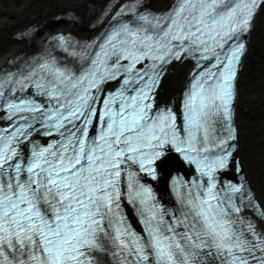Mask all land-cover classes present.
I'll return each instance as SVG.
<instances>
[{"label": "snow or ice", "instance_id": "1", "mask_svg": "<svg viewBox=\"0 0 264 264\" xmlns=\"http://www.w3.org/2000/svg\"><path fill=\"white\" fill-rule=\"evenodd\" d=\"M258 18L264 0H102L15 31L0 264H264V119L257 141L237 108Z\"/></svg>", "mask_w": 264, "mask_h": 264}, {"label": "bare ground", "instance_id": "2", "mask_svg": "<svg viewBox=\"0 0 264 264\" xmlns=\"http://www.w3.org/2000/svg\"><path fill=\"white\" fill-rule=\"evenodd\" d=\"M170 0H149L151 7H165ZM102 0H0V65L13 54L27 51V44L16 39L13 35L24 24L35 21L42 23L46 28L59 27L51 23L54 14L66 4L81 12L86 13L92 5L99 6ZM74 31L81 35L86 34V28L76 26ZM264 37V18L257 20V34L254 46L250 48L249 55L244 61L243 70L240 73V97L237 101L238 118L244 124L256 125V139L259 141L261 120L264 119V46L259 42ZM183 69H176L169 79L165 94L179 88L183 79ZM257 157L260 146H256ZM165 167L159 183L163 177L167 178Z\"/></svg>", "mask_w": 264, "mask_h": 264}, {"label": "rangeland", "instance_id": "3", "mask_svg": "<svg viewBox=\"0 0 264 264\" xmlns=\"http://www.w3.org/2000/svg\"><path fill=\"white\" fill-rule=\"evenodd\" d=\"M171 167H175V166H171ZM167 172V171H166ZM168 174V172L165 174V176ZM165 178L166 177H163L159 183V185H165Z\"/></svg>", "mask_w": 264, "mask_h": 264}]
</instances>
